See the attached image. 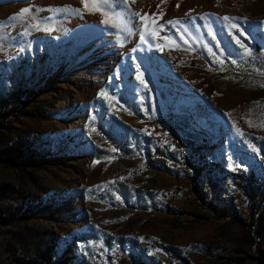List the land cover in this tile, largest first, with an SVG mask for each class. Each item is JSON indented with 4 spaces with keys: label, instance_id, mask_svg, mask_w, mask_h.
I'll list each match as a JSON object with an SVG mask.
<instances>
[{
    "label": "rangeland",
    "instance_id": "1",
    "mask_svg": "<svg viewBox=\"0 0 264 264\" xmlns=\"http://www.w3.org/2000/svg\"><path fill=\"white\" fill-rule=\"evenodd\" d=\"M103 11L0 0V264H264V0Z\"/></svg>",
    "mask_w": 264,
    "mask_h": 264
},
{
    "label": "snow or ice",
    "instance_id": "2",
    "mask_svg": "<svg viewBox=\"0 0 264 264\" xmlns=\"http://www.w3.org/2000/svg\"><path fill=\"white\" fill-rule=\"evenodd\" d=\"M82 4H83V8L84 10H88V11H92V12H101L103 15H107L106 12L103 11L104 8L108 7L109 5V0H82ZM177 7H179V5H177ZM32 9L30 8H25L22 9L21 12L19 13V17L23 18L25 14L31 13ZM77 12H79L80 10H75ZM139 15V14H137ZM224 20H229V17H223ZM141 20H145L144 16H141ZM107 22V21H105ZM153 25H155V20H152ZM168 23H173V21H168ZM175 23H179V21H176ZM148 25L145 24V28L147 30ZM162 27V26H161ZM232 27H236V25H232ZM152 35H155V32L151 33ZM141 39L143 40L144 37L142 36ZM237 43H240V41L238 40ZM174 44V42H173ZM241 47H243V45L241 44ZM264 86V85H262ZM102 96H105V93H101ZM249 123H251L249 121ZM239 131V130H238ZM113 151H115L113 149Z\"/></svg>",
    "mask_w": 264,
    "mask_h": 264
},
{
    "label": "trees",
    "instance_id": "3",
    "mask_svg": "<svg viewBox=\"0 0 264 264\" xmlns=\"http://www.w3.org/2000/svg\"><path fill=\"white\" fill-rule=\"evenodd\" d=\"M4 162L8 164H13L15 162V159L10 157H5Z\"/></svg>",
    "mask_w": 264,
    "mask_h": 264
}]
</instances>
